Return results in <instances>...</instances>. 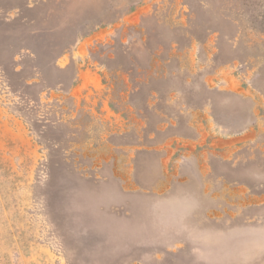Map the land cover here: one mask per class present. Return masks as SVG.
I'll return each instance as SVG.
<instances>
[{
  "label": "rangeland",
  "instance_id": "obj_1",
  "mask_svg": "<svg viewBox=\"0 0 264 264\" xmlns=\"http://www.w3.org/2000/svg\"><path fill=\"white\" fill-rule=\"evenodd\" d=\"M0 264H264V0H0Z\"/></svg>",
  "mask_w": 264,
  "mask_h": 264
}]
</instances>
